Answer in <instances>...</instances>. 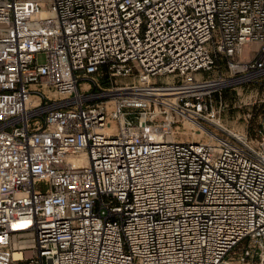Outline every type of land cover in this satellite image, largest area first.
Returning a JSON list of instances; mask_svg holds the SVG:
<instances>
[{
	"label": "built area",
	"instance_id": "2783aa9c",
	"mask_svg": "<svg viewBox=\"0 0 264 264\" xmlns=\"http://www.w3.org/2000/svg\"><path fill=\"white\" fill-rule=\"evenodd\" d=\"M255 82L264 0H0V264H264Z\"/></svg>",
	"mask_w": 264,
	"mask_h": 264
},
{
	"label": "rangeland",
	"instance_id": "374dc122",
	"mask_svg": "<svg viewBox=\"0 0 264 264\" xmlns=\"http://www.w3.org/2000/svg\"><path fill=\"white\" fill-rule=\"evenodd\" d=\"M38 60L44 62L45 53L39 54ZM214 104L219 107L222 122L228 129L251 136L264 129V88L258 83L227 87L215 95Z\"/></svg>",
	"mask_w": 264,
	"mask_h": 264
},
{
	"label": "bare ground",
	"instance_id": "6f19581e",
	"mask_svg": "<svg viewBox=\"0 0 264 264\" xmlns=\"http://www.w3.org/2000/svg\"><path fill=\"white\" fill-rule=\"evenodd\" d=\"M29 226H31V220H29L27 217H22V218H19V222H16L13 224L12 229L22 230V229L29 228Z\"/></svg>",
	"mask_w": 264,
	"mask_h": 264
}]
</instances>
